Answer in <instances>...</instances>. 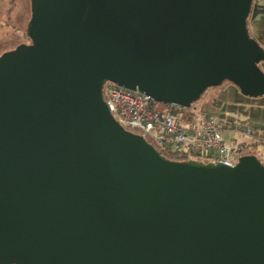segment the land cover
I'll return each instance as SVG.
<instances>
[{
    "label": "water",
    "instance_id": "95a60500",
    "mask_svg": "<svg viewBox=\"0 0 264 264\" xmlns=\"http://www.w3.org/2000/svg\"><path fill=\"white\" fill-rule=\"evenodd\" d=\"M253 1L31 0L0 56V264H264L259 158L167 159L103 95L263 96Z\"/></svg>",
    "mask_w": 264,
    "mask_h": 264
},
{
    "label": "built area",
    "instance_id": "2783aa9c",
    "mask_svg": "<svg viewBox=\"0 0 264 264\" xmlns=\"http://www.w3.org/2000/svg\"><path fill=\"white\" fill-rule=\"evenodd\" d=\"M103 95L122 127L182 161L235 167L241 157L264 156V133L257 129L233 123L221 126L215 117L203 114L184 126L179 113L185 109L167 105L162 111L154 110L149 97L112 82L104 85Z\"/></svg>",
    "mask_w": 264,
    "mask_h": 264
},
{
    "label": "rangeland",
    "instance_id": "374dc122",
    "mask_svg": "<svg viewBox=\"0 0 264 264\" xmlns=\"http://www.w3.org/2000/svg\"><path fill=\"white\" fill-rule=\"evenodd\" d=\"M30 19L31 0H0V56L19 45L30 44L26 32ZM248 28L252 38L264 48V0L253 1ZM260 69L264 72V62L260 64ZM200 114L212 115L221 126L233 123L264 133V95L246 97L233 84L226 85L222 90L211 89L201 102L179 113V117L186 126L190 122L195 123ZM259 160L264 165V156H259Z\"/></svg>",
    "mask_w": 264,
    "mask_h": 264
},
{
    "label": "trees",
    "instance_id": "16d2710c",
    "mask_svg": "<svg viewBox=\"0 0 264 264\" xmlns=\"http://www.w3.org/2000/svg\"><path fill=\"white\" fill-rule=\"evenodd\" d=\"M249 33H250V36L251 37H253L252 36V34H251V31H250V29H249ZM229 83V82H228ZM225 84V83H224ZM223 84V85H224ZM167 105H164V104H161V103H157V102H153L152 101V103H151V107L154 109V110H156V108H164V107H166ZM161 154L164 156V157H166L167 159H170V160H174V161H182L183 159H181L180 157H178V156H174V155H170V154H168L167 152H161Z\"/></svg>",
    "mask_w": 264,
    "mask_h": 264
},
{
    "label": "crops",
    "instance_id": "0c3cea01",
    "mask_svg": "<svg viewBox=\"0 0 264 264\" xmlns=\"http://www.w3.org/2000/svg\"><path fill=\"white\" fill-rule=\"evenodd\" d=\"M194 110H196V109H194ZM206 115V114H205ZM207 116H212V115H207ZM213 117V116H212ZM257 130H259V129H257ZM259 131H261V130H259Z\"/></svg>",
    "mask_w": 264,
    "mask_h": 264
}]
</instances>
